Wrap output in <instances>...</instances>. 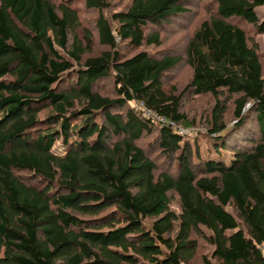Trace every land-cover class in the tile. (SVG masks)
I'll return each mask as SVG.
<instances>
[{
	"label": "trees",
	"instance_id": "trees-1",
	"mask_svg": "<svg viewBox=\"0 0 264 264\" xmlns=\"http://www.w3.org/2000/svg\"><path fill=\"white\" fill-rule=\"evenodd\" d=\"M85 1L108 48L96 55L72 0H0V264H195L199 239L214 246L203 264H264V68L233 21L264 33V0H215L188 40L186 91L216 99L207 156L171 124L194 125L182 95L165 89L184 56L124 58L117 43L161 46L148 28L189 13L192 0H132L112 15L116 27L110 0ZM224 92L239 94L248 144L231 151ZM155 132L166 168L141 145Z\"/></svg>",
	"mask_w": 264,
	"mask_h": 264
},
{
	"label": "rangeland",
	"instance_id": "rangeland-1",
	"mask_svg": "<svg viewBox=\"0 0 264 264\" xmlns=\"http://www.w3.org/2000/svg\"><path fill=\"white\" fill-rule=\"evenodd\" d=\"M62 0H55L57 4L61 3ZM73 5L79 10L80 17L82 20L83 27H89L94 33V44L93 51L91 55L100 54L105 50H108L106 46H103L98 38V30L96 26V21L99 16L98 10H90L86 6L85 0H72ZM132 0H110V8L104 11L105 16L109 19L110 23L116 27L117 23L112 19V15L117 11H123L129 7ZM189 13L180 15L178 17L172 18L171 22L168 24H163L160 26L149 27L147 32L150 33L152 30L158 29L162 35V45H148L144 44L142 46H135L129 41H122L117 37L118 48L122 53L124 58L131 57L140 51H148L156 54L157 56H163L165 54H176L184 56V59L167 75L164 77L165 89L170 93H175L177 95H182L181 103L182 110L188 115L191 121H194L193 127L185 128L184 135H187L191 145L199 146L201 152L204 156L215 155L213 151V143L210 139V118L213 107L215 106L216 99L211 94H194L191 90L186 91L187 84L192 78V68L188 64L185 54L188 45V40L192 37L194 31L199 27L200 23L206 18L210 17L215 10V0H192L188 5ZM259 16L264 13V6L260 7L258 10ZM236 24L242 26L249 35L251 43H256L258 45V50L262 58L263 68H264V33H257L256 28L247 24L245 21L240 19H233ZM82 32V31H81ZM83 34V33H82ZM78 68V65H75ZM98 88L103 93L111 94L113 93V80L103 79L100 81ZM239 97V94H230L224 92L220 99L226 105L225 111V121L231 128V132L227 135L229 143L232 145L231 148L247 146V142L241 143V137H245L246 131L243 128H237V117L235 115L236 104L235 100ZM132 106L140 107V104L131 103ZM250 105L246 106L247 110ZM146 115H150L148 110L143 109ZM151 116V115H150ZM152 117V116H151ZM253 124V118L251 116L248 119L247 126ZM179 130V128L177 129ZM158 132L152 135H148L141 140V145L148 149L153 157L159 162L161 168H166L168 160L164 154L158 148ZM189 133V134H188ZM53 151L56 154H65L66 148L62 141H58L53 147ZM226 159H230V154L227 151L223 152ZM171 203L173 209L179 211L180 208V198L179 195L172 191L170 193ZM232 211V208L229 207ZM203 230L208 234V230L203 227ZM200 248L198 251V256L195 264H203V256H207L213 261L212 254L214 246L206 242L203 239H199Z\"/></svg>",
	"mask_w": 264,
	"mask_h": 264
},
{
	"label": "built area",
	"instance_id": "built-area-1",
	"mask_svg": "<svg viewBox=\"0 0 264 264\" xmlns=\"http://www.w3.org/2000/svg\"><path fill=\"white\" fill-rule=\"evenodd\" d=\"M150 114V113H149ZM176 129H178L179 128V133L181 134V135H184L185 134V131H184V129L180 126V125H176L174 122H172L171 123Z\"/></svg>",
	"mask_w": 264,
	"mask_h": 264
}]
</instances>
